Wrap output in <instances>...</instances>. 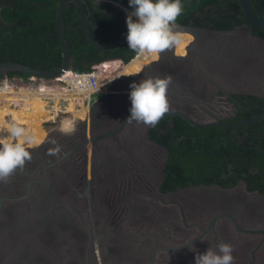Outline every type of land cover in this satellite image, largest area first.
<instances>
[{
  "label": "flooded vegetation",
  "instance_id": "obj_1",
  "mask_svg": "<svg viewBox=\"0 0 264 264\" xmlns=\"http://www.w3.org/2000/svg\"><path fill=\"white\" fill-rule=\"evenodd\" d=\"M60 1L29 2L42 8L39 15L29 14L25 1L16 4L13 0L14 5L11 4L12 9H21L20 13L17 9L0 11L5 32L11 33L5 28L10 26L23 34L45 35L28 59L33 66L45 70L58 67L63 60L57 32ZM249 1L256 14L264 17L255 5H264V0ZM3 4L0 0V10ZM195 4L196 7L177 18L176 31L185 39L182 49L175 54L161 53L160 58L139 54L119 73L133 74L137 83L149 76H172L167 91L170 110L157 126L126 122L131 89L130 84L112 89V80L118 75L112 77L106 91L92 99L89 112L68 132L56 130L67 120L64 121L65 116L61 124L48 131L44 128V117L37 115L38 129L43 135L36 145L45 138L46 148L54 147L50 141L55 139L61 152L50 156L45 150V164L49 165L45 174L42 165L28 162L26 171L17 170L14 174L18 176L19 197L14 201L6 197L2 200L0 241L7 243L6 236L15 238L20 215L30 222L19 227V237L6 248L8 251L28 249L33 238L35 241L39 238L37 234L43 232L35 223L40 217L52 222L60 214L68 215L69 221L59 220L57 225L60 230L67 221V225H78L76 235L83 240L90 237V225H96L92 216L125 219L128 226L131 217H146L145 213L152 211L159 214L156 219L161 229L157 231L163 239L191 241L187 253L173 255L175 264H195L196 255L220 242L234 246V264H264V236L237 231L230 218L242 225L264 228V168H260L264 159L255 158L253 152H249L251 157L240 156L242 148L262 143L258 141L264 137V117L233 126H197L189 122V119L205 122L215 118L246 120L264 111V27L249 21L239 0H196ZM81 6L75 0H66L62 9L69 67L83 70L107 65L110 70L112 60L117 64L127 62L132 54L128 56L131 49L127 36L123 35L127 32V15L133 11L129 0H81ZM3 13L7 15L2 16ZM83 21L94 41L104 43L115 38L120 41L108 48L95 46L85 36ZM49 44L57 50L49 49ZM85 54L102 58L88 63ZM80 60L83 61L77 64ZM12 96L10 100L6 98L9 105L15 97ZM9 105L0 102V114L8 113V117L23 121L22 114L29 109L14 114L7 109ZM30 181L38 187L34 194L25 196ZM176 212L184 214L188 226H184L181 215H166ZM220 213L227 215L217 218L197 238L198 226L205 228L208 220ZM99 231L96 233L100 240ZM24 235L32 238L19 244L20 236Z\"/></svg>",
  "mask_w": 264,
  "mask_h": 264
},
{
  "label": "water",
  "instance_id": "obj_2",
  "mask_svg": "<svg viewBox=\"0 0 264 264\" xmlns=\"http://www.w3.org/2000/svg\"><path fill=\"white\" fill-rule=\"evenodd\" d=\"M75 1L79 4L80 8H82L81 0ZM65 2L66 0L60 1L57 11V32L60 46L59 48L63 56L61 64L56 68L45 70L43 68H39L24 62L11 59H3L0 60V74L7 73L10 70H16L22 71L27 74H36L45 78L56 76L63 72L65 69L69 68L70 56L68 54V49L64 37L62 20V9ZM239 2L241 3L244 14L249 19V21L254 26L264 27V17L256 14L250 1L239 0ZM83 31L86 38H88L95 46L99 48H108L120 41V38H115L104 43H98L94 41L88 31L85 21H83ZM126 36L127 32L123 35V37ZM125 72L126 73L118 74V76H116L115 79L112 80L111 87L113 90L122 89L124 87V84L129 85L137 81L133 74H131L130 76L127 74V71ZM92 110L93 107L91 108V112ZM262 117H264V111L246 120L241 119L236 121H226L223 119L219 120L215 118L207 120L205 122H196L189 119V122L197 126H208L216 124L233 126L252 122ZM48 148H46L44 139L41 144L32 149H29L32 155V159L28 163H30L31 165H42V174H45V168L49 166L45 164V150L48 151ZM66 153L67 151L64 152V154ZM58 159L59 158H57L56 160ZM54 162L55 161L51 162L50 166ZM24 169L26 171L27 166H25ZM17 177L18 176L12 175L7 183H0V206L4 203V201L2 200L5 197L10 201H14L17 199V197H19V195H16ZM37 187L33 186L31 181L28 182L25 196L28 193L34 194ZM46 213L47 212L45 211V215ZM180 215L183 219L182 222L184 226H188L184 214L180 213ZM223 215L227 214L220 213L210 218L205 228L197 224L199 225V233L196 235L197 238L205 232L208 225H212L217 218ZM153 217L157 218V215H154ZM43 218L44 217H40L39 219H37L38 223H35V227L43 230V233L37 234L39 238L36 241L33 238V240L31 241L32 243L30 244L28 249L21 248L18 252L15 251L14 253L8 251L6 248L11 246V244L13 245V242L18 239L17 237H19L20 233L19 227L24 223L30 222L27 219H23L20 215V219L16 224L17 228L16 234L14 235L15 238L10 239L7 243L4 240L0 241V264H173V255H182L187 253L188 245L191 242L183 241L181 243V241L173 239V241L171 242L168 239H163L162 236H160V233L157 231L158 229H161V227H158L156 224L158 223V220L155 223H150L149 225L144 226L142 231L139 229L138 225L135 226L129 224L128 226H130L131 228H128L124 220H116L114 218L105 219L101 217H97L95 219V216H92V220L96 223V225L91 223V233H89L90 237L81 240L79 239V235H76L79 227L75 228V225L71 226L67 225V223L60 230L59 226L57 225L58 218H62L64 221H69L68 215L60 214L52 222H46V218L45 220ZM230 218L237 231L250 234L260 233L262 234V236H264L263 227L251 226L249 224L242 225L240 222L235 220L234 217L230 216ZM107 222L111 223L110 227L106 226ZM46 227H50L54 232L59 231L61 234L63 233V235L60 236L57 242H46V239L45 241L43 239L45 238L43 234ZM94 229L100 230V240L96 233L97 230ZM128 230H133L130 236L125 235ZM30 238H32L30 235L20 236L19 244L24 243L25 240ZM192 240L194 239L192 238ZM100 244H102L101 247ZM41 245L44 246V249L40 248ZM177 258H179V256H177L176 259ZM47 260H49L51 263H48Z\"/></svg>",
  "mask_w": 264,
  "mask_h": 264
},
{
  "label": "clouds",
  "instance_id": "obj_3",
  "mask_svg": "<svg viewBox=\"0 0 264 264\" xmlns=\"http://www.w3.org/2000/svg\"><path fill=\"white\" fill-rule=\"evenodd\" d=\"M133 11L127 15V45L141 56L160 58L161 53L182 49L185 39L176 31L177 18L182 15V0H129ZM133 17H136L134 20ZM134 53V52H133ZM132 53V55H133ZM172 76L147 77L130 84V115L133 121L147 127H155L170 110L167 91ZM63 131V130H62ZM48 155L58 156L61 146L55 139ZM29 130L17 122L0 120V183H7L17 170L23 171L32 159L29 149L36 147ZM234 246L220 242L195 256V264H234Z\"/></svg>",
  "mask_w": 264,
  "mask_h": 264
},
{
  "label": "built area",
  "instance_id": "obj_4",
  "mask_svg": "<svg viewBox=\"0 0 264 264\" xmlns=\"http://www.w3.org/2000/svg\"><path fill=\"white\" fill-rule=\"evenodd\" d=\"M138 55V52H134L127 62L123 61L118 64L115 60L110 61L109 63L113 65L106 72L104 68H99L98 66L83 70L69 67L56 76L45 78L36 74L5 76L0 80V88L2 89L0 91L4 90L5 94H7V90L10 88L16 89L19 87L29 92L38 91L39 96H45L47 109L51 107V94H57L58 101L54 116H50L47 113V118H45L44 122L45 126L48 127V131H50L62 123L63 116L66 117L71 114V110L67 108L68 102H70L74 110L81 104L86 109L84 111L87 114L93 94L106 91L112 77L121 73L126 63L132 61ZM11 92L14 95V92Z\"/></svg>",
  "mask_w": 264,
  "mask_h": 264
},
{
  "label": "trees",
  "instance_id": "obj_5",
  "mask_svg": "<svg viewBox=\"0 0 264 264\" xmlns=\"http://www.w3.org/2000/svg\"><path fill=\"white\" fill-rule=\"evenodd\" d=\"M2 1L4 2V4L2 5L0 11L14 12L13 9H15V10L17 9L16 7H14L13 9L11 7L12 6L11 4H13V0H2ZM23 1L27 2V4H25V6L29 7V9H30L29 14L39 15V14L43 13V10L41 7H39V5H33V6L29 5V2H33V1H37V0H14V2H16V4H21V3L23 4ZM257 1H259V0H257ZM195 2H196V0H187L185 2L182 1L183 12H189L191 9L196 7ZM255 5L258 7L259 10H261L260 11L261 14H264V5H260V4H256V3H255ZM17 10L19 11V13L22 11L21 9H17ZM5 15H7V14L6 13L2 14V16H5ZM39 20H42V19L39 18ZM53 23L54 22H52V24ZM3 26L4 25L0 22V60L11 59V60H16V61L24 62L27 64L35 65V64H32L29 60L31 59L32 55L35 52L34 49L36 50V48H38L40 46V42H41L42 38L45 39V35L40 36V37H38L37 34H34V36L27 35V34L21 33L17 29H13V27L7 26L5 28L10 29V31H11V33H9V32H5ZM38 29H41L40 26L38 27ZM44 29H45V27H44ZM53 30H54V36H56L54 26H53ZM48 48L49 49H51V48L56 49V47H51L50 44H49ZM133 52H135V51L131 50L128 56H130ZM84 58H88L87 60L89 63L91 61H95L94 59L98 60L102 57L101 56L95 57V56H91L90 54H85ZM82 61L83 60H80V61H77L76 63L78 64V63H81ZM81 67L82 66H79L77 68L82 69ZM107 67H108L107 65L103 67L105 72L108 70ZM83 69H85V68H83ZM15 71L16 70H13L11 72L15 73ZM12 73L8 72V74H12ZM16 73H19V75H26V73H24L22 71H16ZM0 90H2V89L0 88ZM17 90L18 89H11L10 91H13L15 93ZM4 95H5V91L4 90L2 92L0 91V102L5 101L6 104L9 105L8 100H10L11 97L9 98V96H11V94H8L7 96H5V98L2 99V97H4ZM6 98H8V100ZM13 100H14V98H13ZM57 101L58 100H56V101L54 100L53 104L57 105ZM12 103H14V101ZM67 105H69V104H67ZM42 108H43L42 105L36 103L34 105L33 109L31 107L28 110V112H24L22 114V117L24 118L23 121H16L15 120V122L26 127L29 130V132H31V130L34 131V132H31V134H33L36 143H39L42 140V135H43V133H41L40 130L38 129V125L40 123V120L37 119L36 115L43 116L44 117L43 121H45V118H47V113H49V115L52 113L50 111V109L47 112L46 111L41 112L40 110ZM32 112L34 114L30 115V113H32ZM67 116L70 118L67 119L62 124L63 127L60 128L63 130V132H68L71 128H74L75 126H71V125L74 121H76V118H78L76 114L75 115L69 114ZM27 124L30 125V127H28ZM44 128L48 130V127H44ZM258 142H262V143L259 144V146H257V147H251L250 149L242 148L241 150L243 153L240 154V156H243V157L244 156H250L251 157L252 154H250L249 152H253V153H255V158L264 159V137L262 138L261 141H258ZM261 166L264 168V163L260 164V168H262Z\"/></svg>",
  "mask_w": 264,
  "mask_h": 264
},
{
  "label": "rangeland",
  "instance_id": "obj_6",
  "mask_svg": "<svg viewBox=\"0 0 264 264\" xmlns=\"http://www.w3.org/2000/svg\"><path fill=\"white\" fill-rule=\"evenodd\" d=\"M12 75H19V73L1 75L0 76V80L2 79V77L12 76ZM8 94H11V96H12V92L10 90H7V94H5V95L7 96ZM97 95H99V93L98 94H93V98H95ZM13 96H15L14 100H13L14 103H12V105L10 104L7 109H10L9 111H11L14 114L21 113L23 111V109H30L31 107L33 109L34 105L36 103L42 105L43 108L40 110L41 112L46 111V99H45V96H39L38 92H34V94H33V92L30 93L29 91H26L24 88L19 87L18 90L14 93ZM16 96H22V98H17ZM30 96H32V98H30ZM34 96H38V97H34ZM80 107L82 108L83 106L81 105V106L77 107L76 109H78ZM82 109H85V108H82ZM6 116H7V118H6ZM8 116H9L8 113L7 114L5 113V115L0 114L1 120L6 121V122H15L14 117H12L11 115H10V117H8ZM36 117H37V115H36ZM68 118H70V117H68V116L65 117L64 121L66 119H68ZM56 130H59V129H56ZM151 204H154V201H152ZM161 214L162 213H160V215ZM145 215H146V217H141L140 216L139 218H137V217L134 216L135 218L131 217L128 220H130V224L131 225H134V222H137L139 229L143 231V227L144 226L149 225L150 223L157 222L158 218L156 219L153 216L154 215L156 216V215H159V214L157 212L148 211V212L145 213ZM166 215L168 217H170L171 215L178 216V217L180 216V214L178 212H176L175 214L174 213H166ZM185 215L188 216V217H191V214H189L187 212H186ZM59 220H61V222H63L62 218L61 219H57V221H59ZM124 222H125V219H124ZM64 223H68V221L64 222ZM143 223H144V225H143ZM125 224H126V222H125ZM156 224L158 226V223H156ZM141 225H143V226H141ZM127 227L131 228L130 226H127ZM46 228L44 229L46 242H51V241L57 242L59 240L60 236L63 235V233L61 234L59 231L58 232H54L53 229H51L50 227H46ZM75 228H78V225H75ZM41 231L43 232L42 229H41ZM196 231H197V228H196V230H195V232L193 234H195ZM132 232H133V230H128L125 233V235L126 236H130L132 234ZM170 234H173V232L170 233ZM6 238L8 240H10V237L6 236ZM40 248L44 249V246L41 245ZM47 262L51 263L49 260H47Z\"/></svg>",
  "mask_w": 264,
  "mask_h": 264
},
{
  "label": "bare ground",
  "instance_id": "obj_7",
  "mask_svg": "<svg viewBox=\"0 0 264 264\" xmlns=\"http://www.w3.org/2000/svg\"><path fill=\"white\" fill-rule=\"evenodd\" d=\"M16 89H18V88H16ZM34 92H38V91H34ZM34 92H33V94H34ZM31 93V92H30ZM39 93V92H38ZM52 95V100H51V102H50V105H51V107H50V111L52 112L51 114H50V116L52 115H54V112H55V109H56V107H57V105L55 104H53V101L55 100H58V96H57V94H51ZM17 98H22V96H16ZM34 97H38V96H34ZM30 98H32V96H30ZM69 105H67V108L68 109H70L71 110V114H76L77 116H78V118H76V121H74L73 123H72V125L71 126H74V125H76V124H78V120L79 119H81V118H83V117H85V115H86V112H83V113H79V114H77V111H79L80 109H82L81 107L80 108H78V109H73L72 107H71V104H70V102L68 103ZM79 106H81V104L79 105ZM49 109H47V103H46V111H48ZM64 117V116H63ZM76 123V124H75ZM63 127V125H61L58 129L59 130H62V129H60V128H62ZM45 139V138H44ZM43 139V140H44ZM49 139V138H48Z\"/></svg>",
  "mask_w": 264,
  "mask_h": 264
}]
</instances>
